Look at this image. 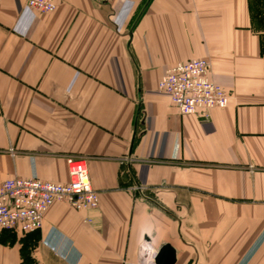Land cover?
Instances as JSON below:
<instances>
[{"label":"crops","instance_id":"1","mask_svg":"<svg viewBox=\"0 0 264 264\" xmlns=\"http://www.w3.org/2000/svg\"><path fill=\"white\" fill-rule=\"evenodd\" d=\"M55 1L0 0V181L83 158L98 206L0 229V264H264V0ZM193 58L230 93L205 119L157 88Z\"/></svg>","mask_w":264,"mask_h":264},{"label":"built area","instance_id":"2","mask_svg":"<svg viewBox=\"0 0 264 264\" xmlns=\"http://www.w3.org/2000/svg\"><path fill=\"white\" fill-rule=\"evenodd\" d=\"M38 12H52L55 0H25ZM157 88L167 94L180 114H195L208 118L215 108H224L230 93L215 83L209 75V62L203 58L179 61L167 67L158 80ZM68 180L48 181L36 174L12 176L0 181V229L27 233L41 228L44 213L54 202H62L77 211L93 210L98 206L99 194L91 186L88 166L83 158L68 159ZM143 263L123 260L122 264L153 262L154 253Z\"/></svg>","mask_w":264,"mask_h":264},{"label":"water","instance_id":"3","mask_svg":"<svg viewBox=\"0 0 264 264\" xmlns=\"http://www.w3.org/2000/svg\"><path fill=\"white\" fill-rule=\"evenodd\" d=\"M148 240H143L138 249L139 258L143 263L145 257L149 255L147 249ZM175 261V250L169 244H163L160 248L156 251L153 257L154 264H173Z\"/></svg>","mask_w":264,"mask_h":264},{"label":"rangeland","instance_id":"4","mask_svg":"<svg viewBox=\"0 0 264 264\" xmlns=\"http://www.w3.org/2000/svg\"><path fill=\"white\" fill-rule=\"evenodd\" d=\"M9 151L12 152V153L14 152L13 148H9ZM14 233H19V232H14ZM8 234H9V235H8ZM8 234L3 233V236H5V237L8 238V237H10L11 233H8ZM20 234H21V233H20ZM22 234H23V233H22ZM156 251H157V250H156ZM156 251L154 252V255H155Z\"/></svg>","mask_w":264,"mask_h":264}]
</instances>
